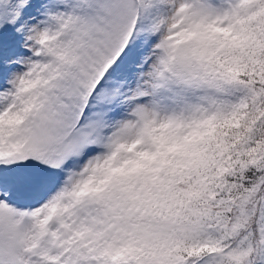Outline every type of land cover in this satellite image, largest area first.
<instances>
[{
  "label": "snow or ice",
  "instance_id": "snow-or-ice-1",
  "mask_svg": "<svg viewBox=\"0 0 264 264\" xmlns=\"http://www.w3.org/2000/svg\"><path fill=\"white\" fill-rule=\"evenodd\" d=\"M0 264H264V0H0Z\"/></svg>",
  "mask_w": 264,
  "mask_h": 264
}]
</instances>
